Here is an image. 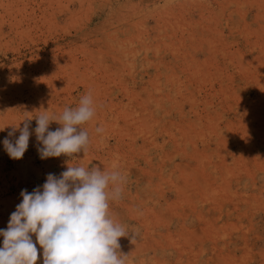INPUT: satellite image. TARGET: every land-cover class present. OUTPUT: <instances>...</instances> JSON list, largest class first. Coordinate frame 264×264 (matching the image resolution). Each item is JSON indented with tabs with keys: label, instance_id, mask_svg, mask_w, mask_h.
<instances>
[{
	"label": "rangeland",
	"instance_id": "374dc122",
	"mask_svg": "<svg viewBox=\"0 0 264 264\" xmlns=\"http://www.w3.org/2000/svg\"><path fill=\"white\" fill-rule=\"evenodd\" d=\"M88 93L97 108L82 125L90 136L86 154L41 159L33 118L27 151L10 158L3 145L9 124L44 110L58 115ZM4 127L0 229L23 189L32 192L47 174L72 165L125 177L109 213L128 238L135 232L144 241H132L134 261V250L151 254L163 233L175 247L193 225L200 224L192 235L207 240L205 247L259 231L264 0H0ZM58 127L52 122L49 129ZM182 247L204 252L188 239Z\"/></svg>",
	"mask_w": 264,
	"mask_h": 264
},
{
	"label": "clouds",
	"instance_id": "9594fccd",
	"mask_svg": "<svg viewBox=\"0 0 264 264\" xmlns=\"http://www.w3.org/2000/svg\"><path fill=\"white\" fill-rule=\"evenodd\" d=\"M96 108L88 93L78 106L65 107L58 115L44 110L26 116L18 125L9 124L12 127L3 140L4 149L12 159L24 156L34 118L41 159L86 154L90 136L82 125L92 120ZM52 122L61 127L50 130ZM96 132L102 133L103 128L97 127ZM124 182L118 170L69 165L59 176L47 174L43 185L32 192L23 189L22 201L10 214L7 228L0 229V264H37L41 258L37 244L42 248V264H127L129 254L118 250L120 238L130 232L109 213V201L121 197ZM131 233L133 241L136 233Z\"/></svg>",
	"mask_w": 264,
	"mask_h": 264
},
{
	"label": "crops",
	"instance_id": "0c3cea01",
	"mask_svg": "<svg viewBox=\"0 0 264 264\" xmlns=\"http://www.w3.org/2000/svg\"><path fill=\"white\" fill-rule=\"evenodd\" d=\"M259 220L261 219H257L255 222ZM200 227V224L187 227L185 236H179V238H182H180L178 244L174 241L175 247L171 245L170 234L168 232L163 233L157 239L158 245L151 254L147 252L146 247L134 250L135 256H138L136 261L132 259L134 254L129 251L132 243V238H128L129 235L122 237L120 241L121 248L118 251L129 254L127 264H264V224L262 227L258 226L260 228L259 231L250 230L244 232L242 230V234L237 239L230 240L231 243L235 244V247L232 249L229 247L230 241L222 245H219L218 241H216V245L210 244L208 247H205L206 242H208L207 240L204 242L199 241L192 235L193 230L201 231L199 230ZM172 239L174 240L173 236ZM187 239L197 249L202 248L204 250L203 254L194 255L184 252L186 249L182 246L186 244ZM182 240L183 242L181 243L180 241ZM133 242L144 244V241L135 240ZM214 246L216 247L215 249L213 248ZM229 256L231 260H228Z\"/></svg>",
	"mask_w": 264,
	"mask_h": 264
},
{
	"label": "bare ground",
	"instance_id": "6f19581e",
	"mask_svg": "<svg viewBox=\"0 0 264 264\" xmlns=\"http://www.w3.org/2000/svg\"><path fill=\"white\" fill-rule=\"evenodd\" d=\"M148 9V8H147Z\"/></svg>",
	"mask_w": 264,
	"mask_h": 264
}]
</instances>
